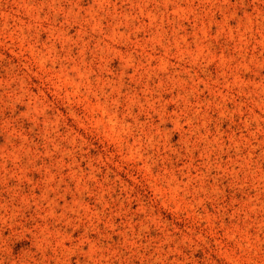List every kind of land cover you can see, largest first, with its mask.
Here are the masks:
<instances>
[{
	"label": "clouds",
	"instance_id": "obj_1",
	"mask_svg": "<svg viewBox=\"0 0 264 264\" xmlns=\"http://www.w3.org/2000/svg\"><path fill=\"white\" fill-rule=\"evenodd\" d=\"M0 264H264V0H0Z\"/></svg>",
	"mask_w": 264,
	"mask_h": 264
},
{
	"label": "rangeland",
	"instance_id": "obj_2",
	"mask_svg": "<svg viewBox=\"0 0 264 264\" xmlns=\"http://www.w3.org/2000/svg\"><path fill=\"white\" fill-rule=\"evenodd\" d=\"M118 63H119V61H115L114 62V65L113 66H117L118 65ZM23 109H21V111H22ZM179 137H178V134L176 135V136H174V140H177ZM197 259H199V257L197 256Z\"/></svg>",
	"mask_w": 264,
	"mask_h": 264
}]
</instances>
